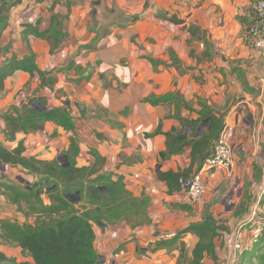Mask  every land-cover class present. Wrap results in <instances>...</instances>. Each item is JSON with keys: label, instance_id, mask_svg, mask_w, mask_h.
I'll list each match as a JSON object with an SVG mask.
<instances>
[{"label": "crops", "instance_id": "1", "mask_svg": "<svg viewBox=\"0 0 264 264\" xmlns=\"http://www.w3.org/2000/svg\"><path fill=\"white\" fill-rule=\"evenodd\" d=\"M146 1L103 0L108 11L94 15L86 0H23L10 9L8 23L0 31V68L12 58L34 52L39 69L55 79L52 89L41 86L38 73L18 70L5 81L0 91V144L12 149L23 140L25 155L57 158L68 149L72 131L48 121L42 130L18 133L10 141L4 117L16 116L23 106L34 110L67 106L81 142L77 166L95 163L91 153L95 149L104 158L102 172L123 176L134 196L151 199L146 225L94 224L102 264H176L177 247L185 243L191 253L198 241L197 234L186 233L171 247L152 250L149 245L191 223L177 230V213L188 212L171 203H191L182 189L169 194L158 177L160 170L178 172L191 163L189 146L179 154L161 155L166 150L165 133L182 128L181 120H197L208 109L224 113V137L239 147L232 169L219 167L207 174L208 189L218 185L224 173L241 175L243 163L251 167L249 179L254 180L259 168L264 177V166L255 158L264 148V48L255 45L251 33L259 21L258 0H150L145 6ZM132 16L139 18L133 21ZM53 26L48 38L30 31ZM150 58L163 64L155 67ZM168 93H178L181 100L144 102ZM40 100L46 106L39 105ZM159 126L162 133L154 134ZM27 175L30 182L37 179ZM1 203L17 208L4 195ZM20 215L17 212L19 223H33ZM0 251L17 262L32 261L16 243L1 237Z\"/></svg>", "mask_w": 264, "mask_h": 264}, {"label": "trees", "instance_id": "2", "mask_svg": "<svg viewBox=\"0 0 264 264\" xmlns=\"http://www.w3.org/2000/svg\"><path fill=\"white\" fill-rule=\"evenodd\" d=\"M23 0H0V31L8 23L10 9ZM93 5V14L108 11L103 7V0H86ZM150 4L146 1L145 6ZM114 12V10H112ZM133 21L139 16H132ZM260 19V17H259ZM56 17H53V24ZM54 26L46 31L32 29L36 36L48 38ZM56 37H62L57 35ZM56 41L53 45L56 46ZM155 67L163 64L151 59ZM22 70L34 75L38 73L41 86L55 89V79L48 77L51 72L42 71L36 64L34 52L23 58H12L0 68V91L5 89V81L16 71ZM61 92L56 90L60 97ZM181 100L178 93H168L161 96L152 95L144 102L152 105ZM46 106L44 100L39 101ZM183 105L190 108L184 102ZM18 114L6 115L7 140H14L18 133L29 134L42 130L48 121L56 123L66 131L74 133L70 138V145L64 152L69 166H62L60 161L44 160L36 156L25 155L24 141L20 140L16 147L9 149L0 144V164L20 168L26 174L37 177L33 182L14 183L6 179L5 172L0 168V195L6 196L23 211L25 203L30 213L36 215L33 223L0 220V237L10 243H16L22 251L32 258V261L17 262L0 251V264H102L100 254L95 245L96 233L94 224H116L122 221L131 223L133 227L146 225L148 219V198L136 197L127 188L124 178L114 172H102L104 158L97 150L91 149L96 161L90 166H77L76 157L80 152V140L76 136V123L72 110L67 106L49 109L27 108ZM18 110V109H15ZM84 113V108H82ZM200 118L193 121H182V128H173L165 133L167 136L166 150L161 155L168 157L182 153L186 146L191 147V163L189 167L178 172L159 171L158 177L167 185V192L173 194L181 189L178 178L188 176L196 167L200 169L205 160L212 153V149L223 131L224 113L215 109H208L199 113ZM175 117H178L174 115ZM210 118L205 126L204 135L195 133L198 126ZM180 119V118H179ZM192 127L190 133L188 127ZM162 133L161 126L154 134ZM150 136L153 134H149ZM52 136H56L54 133ZM48 199V203L43 198ZM174 209L193 212L191 204L186 202H172ZM225 230L222 222L212 213H206L202 220L192 222L185 228L173 233L170 238L151 241L152 250L175 245L186 233L197 234L198 241L191 253L183 246L176 264H204L209 257L214 264H218L217 240ZM121 244L117 250L124 248ZM245 264H264V220L260 227L256 241L250 252H244Z\"/></svg>", "mask_w": 264, "mask_h": 264}, {"label": "rangeland", "instance_id": "3", "mask_svg": "<svg viewBox=\"0 0 264 264\" xmlns=\"http://www.w3.org/2000/svg\"><path fill=\"white\" fill-rule=\"evenodd\" d=\"M255 158L263 167L264 148L257 153ZM241 167L243 170L241 175L238 173L234 176L232 173L228 176L227 173H224L225 178L218 185L207 189L204 198L199 203L194 204L195 209L192 213H177V230L187 225L189 221L192 223L202 220L208 212L214 214L222 222L225 230L217 241L218 264H226L227 262L245 264L242 259L243 254L252 250L264 220V177L260 176L261 168L254 171L253 176L255 178L251 180L249 179L250 165L243 163ZM236 168L237 162L235 163ZM2 170L9 181L21 183V176L26 182H30L31 178L20 169L7 166ZM151 204V199L148 198V207ZM232 205H234L233 209L227 211L226 208H230ZM23 209V211H19L18 208L9 203H1L0 220L14 219L18 221L19 218L16 216L17 212H20V216L26 221L32 220L34 222L36 215L29 212L25 203H23ZM183 246L189 253V247L185 243H181L177 247V253L178 249L181 250ZM204 264L214 263L211 258H208Z\"/></svg>", "mask_w": 264, "mask_h": 264}, {"label": "built area", "instance_id": "4", "mask_svg": "<svg viewBox=\"0 0 264 264\" xmlns=\"http://www.w3.org/2000/svg\"><path fill=\"white\" fill-rule=\"evenodd\" d=\"M256 9L260 19L251 28V33L255 37V45L259 48H264V0L257 1ZM238 150L239 147L232 146L227 142L224 137V131H222L212 149V153L205 160L202 170L188 176L181 175L178 178L181 189L187 194L191 204L199 203L206 195L208 189L207 174L219 167L226 169L234 167V155ZM226 264H232V262H227Z\"/></svg>", "mask_w": 264, "mask_h": 264}, {"label": "water", "instance_id": "5", "mask_svg": "<svg viewBox=\"0 0 264 264\" xmlns=\"http://www.w3.org/2000/svg\"><path fill=\"white\" fill-rule=\"evenodd\" d=\"M39 105H41V104H39ZM43 109H44V107H43ZM210 121L211 120L209 118V119H207V120H205L203 122V125L201 126L200 131H199V135H204V133H205L204 126H208L209 123H210ZM57 159L60 161V163H61L62 166H69L70 165L69 162H68L67 155L65 153L59 154L57 156ZM0 168L1 169H5L6 166L0 164ZM20 180H21V182H25V179L22 178L21 176H20ZM233 207H234V205L230 206V208H226V210L229 211V210L233 209Z\"/></svg>", "mask_w": 264, "mask_h": 264}]
</instances>
